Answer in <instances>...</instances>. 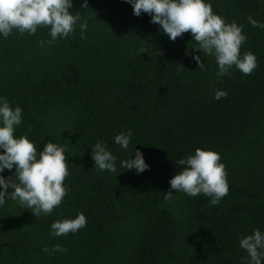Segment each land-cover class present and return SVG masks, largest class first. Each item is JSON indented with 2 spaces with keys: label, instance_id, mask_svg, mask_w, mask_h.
<instances>
[{
  "label": "trees",
  "instance_id": "trees-1",
  "mask_svg": "<svg viewBox=\"0 0 264 264\" xmlns=\"http://www.w3.org/2000/svg\"><path fill=\"white\" fill-rule=\"evenodd\" d=\"M84 2L72 0L69 11L81 20L51 45L40 44L52 39L48 27L0 34V98L22 108L14 136L26 135L38 153L57 144L70 172L69 191L49 215L35 217L5 197L0 264H247L240 239L264 233V28L248 20L264 23V0H205L226 23L243 26L241 55L258 59L252 75L233 67L221 78L190 32L172 41L127 0ZM217 90L227 98L216 100ZM129 130L123 149L115 136ZM97 141L117 157L116 173L95 167ZM197 148L218 152L226 166L229 192L218 205L170 188L185 167L177 161ZM136 150L149 166L141 173L121 167ZM0 175L16 180L15 168ZM80 213L86 227L50 235L53 222ZM57 244L67 251H43Z\"/></svg>",
  "mask_w": 264,
  "mask_h": 264
},
{
  "label": "clouds",
  "instance_id": "clouds-1",
  "mask_svg": "<svg viewBox=\"0 0 264 264\" xmlns=\"http://www.w3.org/2000/svg\"><path fill=\"white\" fill-rule=\"evenodd\" d=\"M132 4L134 15L147 13L151 23L160 25L172 41L190 32L198 43V51L205 56H214L218 64L217 78L230 74L235 67L244 75L250 76L259 66L258 59L252 52L241 55L240 49L247 37L243 34V26L237 23H226L213 12L210 3L205 0H127ZM72 0H0V34L7 38L13 31L21 34H35L38 27L50 29L51 40H41L40 44L51 45L58 38H65L75 31L81 20L80 13L69 11ZM81 7L88 8L87 0ZM249 23L254 27L264 28L251 16ZM81 33L87 29V22L79 24ZM146 52V50H142ZM198 67L203 70L205 64L199 55L194 56ZM227 91L217 90L216 100L227 98ZM0 173L5 169L15 168L16 180L12 176L7 180L0 175V206L4 205L5 197L18 200L24 207L31 209L35 217L42 213L49 215L57 208L67 195L69 189L64 185L70 175L67 157L64 150L55 143L47 142L38 153L37 147L26 135L14 136L16 126L22 123V108L14 109L8 101L0 98ZM29 131L31 129L29 128ZM133 133L131 130L115 136V143L127 149ZM39 156V158H37ZM92 157L98 171L117 172V157L108 151L104 142L97 141L92 147ZM185 165L170 180V188L186 193L190 197L201 194L210 197V204L218 205L229 192L226 166L221 163V156L213 150L197 148L193 155L177 161ZM124 169L135 168L137 173L145 171L146 164L140 151H135L134 159L121 162ZM18 181V182H17ZM12 188L10 193L8 189ZM173 191L164 194V199H170ZM87 226L83 213L74 219L56 220L51 224L50 235L54 237L76 233ZM240 247L246 250L247 264H262L264 260V233L255 230L252 234L240 239ZM48 252H66L67 249L55 245L52 249L43 248Z\"/></svg>",
  "mask_w": 264,
  "mask_h": 264
}]
</instances>
